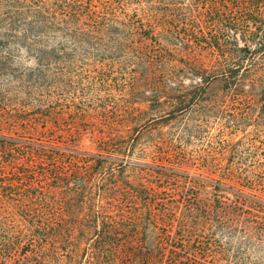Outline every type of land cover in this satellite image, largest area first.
<instances>
[{
    "label": "trees",
    "instance_id": "trees-1",
    "mask_svg": "<svg viewBox=\"0 0 264 264\" xmlns=\"http://www.w3.org/2000/svg\"><path fill=\"white\" fill-rule=\"evenodd\" d=\"M231 1L179 0L209 11V33L184 24L170 31L176 50L167 52L202 69L191 57L209 49L238 104L264 110V0H251L253 10ZM141 3L152 0H0V77L34 92L50 86L60 58L70 55L58 39L84 44L99 36L117 57L153 58L150 30L136 27L147 23L123 15ZM29 58L33 68L24 66ZM6 130L0 125V264H264V200L225 185L202 199L198 180L164 166H133L132 178L127 142L113 144V136L98 141L96 154L64 159L56 151L48 164L26 165L33 144Z\"/></svg>",
    "mask_w": 264,
    "mask_h": 264
},
{
    "label": "rangeland",
    "instance_id": "rangeland-1",
    "mask_svg": "<svg viewBox=\"0 0 264 264\" xmlns=\"http://www.w3.org/2000/svg\"><path fill=\"white\" fill-rule=\"evenodd\" d=\"M242 1L253 10L251 0H232L230 6H241ZM186 3L152 0L123 12L147 23L136 27L138 33L150 30L147 43L155 47L153 58L125 53L117 57L99 36L85 37L84 44L58 39L70 55L60 58L50 86L34 92L0 77L4 135L37 147L32 145L36 151L26 165H32L31 160L48 164L56 151L64 159L75 151L96 154L98 141L113 136V144L118 139L127 142L133 164L126 174L132 178L137 174L133 166H164L198 180L202 199L213 200L217 185H225L231 194L237 190L264 200V110L238 104L226 68L214 63L209 49H197L191 57L202 61V69L184 66L180 51L167 52L176 50L170 45L175 43L170 31H180L184 24L209 33V11ZM156 17L168 21L159 25ZM236 37L242 46L240 34ZM31 62L29 58L24 66L33 68Z\"/></svg>",
    "mask_w": 264,
    "mask_h": 264
}]
</instances>
